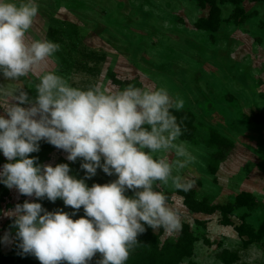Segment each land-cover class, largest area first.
<instances>
[{
    "label": "rangeland",
    "instance_id": "1",
    "mask_svg": "<svg viewBox=\"0 0 264 264\" xmlns=\"http://www.w3.org/2000/svg\"><path fill=\"white\" fill-rule=\"evenodd\" d=\"M37 3L28 40L48 39L60 47L34 74L18 81L0 74V86L8 91L22 88L34 100L39 75L54 71L82 89L97 84L113 91L128 85L165 87L173 98H182L183 109H173L185 125L179 141L195 159L173 174L194 181L190 203L207 208L193 211L184 191L176 190L171 181L156 182L155 190L168 197L182 227L168 232L145 225L144 233L154 234L160 248H178L182 233H190L192 255L179 264H264V0ZM66 157L62 149H55L42 165L67 163L71 175L84 179L82 158L70 162ZM7 162L0 153V168ZM115 179L98 169L85 182L91 187ZM26 200L41 201L50 212L77 211L60 199L37 200L0 184V239L9 237L8 243H0L2 255L19 244L14 218L4 213ZM82 216L83 208L72 218ZM172 247L170 257L177 249ZM97 254L101 260L102 254Z\"/></svg>",
    "mask_w": 264,
    "mask_h": 264
},
{
    "label": "clouds",
    "instance_id": "2",
    "mask_svg": "<svg viewBox=\"0 0 264 264\" xmlns=\"http://www.w3.org/2000/svg\"><path fill=\"white\" fill-rule=\"evenodd\" d=\"M38 11L37 0H0V74L5 79L36 73L60 47L48 39L28 40ZM21 89L0 86V101L6 102L0 104V153L8 161L0 168V184L84 211L74 220L77 211L50 212L27 200L17 204L4 215L14 218L22 253L40 264H88L99 252L98 264H126L145 225L153 231L181 229L178 211L154 185L171 181L184 192L194 186L173 174L195 159L179 141L182 128L173 115V109H183L182 98H173L165 87L128 85L113 91L97 84L82 89L54 71L39 75L34 100ZM42 140L66 152L70 162L82 158L85 178L71 175L67 163L53 167L29 158L40 151ZM98 169L117 179L89 187L85 180ZM8 242V235L0 239Z\"/></svg>",
    "mask_w": 264,
    "mask_h": 264
},
{
    "label": "trees",
    "instance_id": "3",
    "mask_svg": "<svg viewBox=\"0 0 264 264\" xmlns=\"http://www.w3.org/2000/svg\"><path fill=\"white\" fill-rule=\"evenodd\" d=\"M173 115L178 117L176 112L173 111ZM178 121V118H177ZM178 123L181 127L185 126L183 122ZM56 147L48 144L47 142H40V151L38 153L30 154V157H38L41 159V164L45 161L46 155H49L53 152ZM38 159V160H39ZM184 196L187 199V207L192 209L195 212H200L207 208V205L204 203H200L198 207L197 204L193 205L190 202L194 199L193 193L191 191L183 192ZM39 203V201H38ZM41 203V201H40ZM46 210L49 209L47 205H42ZM52 210L51 212H53ZM207 211V210H206ZM74 219V218H73ZM264 230V228H262ZM243 231V230H241ZM182 238L180 242L177 244L179 247H172L174 244L165 245L163 248H160V242L156 239L154 234L152 233H142L137 237V244H135L131 250L126 261V264H179L184 258L192 255L193 252V243L194 240L190 233H182ZM187 242V245L181 247L183 243ZM177 248L173 255L170 257L169 248ZM100 261V257L96 253V255L88 261V264H98ZM0 264H40V261L31 254H24L19 247L15 246V248L8 254L2 255L0 253ZM63 264V262H62Z\"/></svg>",
    "mask_w": 264,
    "mask_h": 264
}]
</instances>
